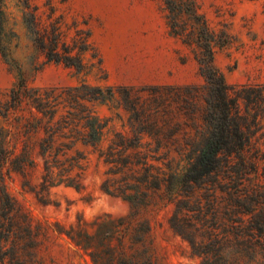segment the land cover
Listing matches in <instances>:
<instances>
[{
    "label": "trees",
    "instance_id": "1",
    "mask_svg": "<svg viewBox=\"0 0 264 264\" xmlns=\"http://www.w3.org/2000/svg\"><path fill=\"white\" fill-rule=\"evenodd\" d=\"M162 1L171 34L194 53L205 83L203 87L102 88L91 86L85 80L60 93L56 88L43 91L31 87L6 45V18L3 0H0V52L6 62L17 69L19 76L10 100L0 101V117L4 119V123H0V264H40L36 259L38 246L48 240L51 233L66 236L89 257L91 264H160L147 246L150 226L139 219L136 212L125 218H97L92 223L80 221L77 226L64 230L58 223H34L9 195L5 175L14 172L26 178L39 163L42 169L40 200L60 185L84 190L86 155L76 149L79 142L98 150L99 158L109 167L102 191L121 197L135 207L148 205L150 192L161 190L163 185L169 201L179 203L181 188L190 194L192 187L205 183L226 167L229 188L233 191L229 193L228 211L239 216L230 219L229 235L220 237L216 230H207L204 233L207 242L188 240L194 252L203 257L202 264H233L224 260V255L251 257L252 260L261 255V264H264V193L257 188L250 191L240 187L260 169L264 176V152L259 147L264 139V84L229 85L215 59L218 49L230 45L229 33L213 30L195 0ZM26 9L25 28L45 64L61 65L77 77L87 75L89 68L84 55L91 50L90 29H77L69 43L63 30V18L53 19L52 9L47 19H43L39 8L32 7L29 1ZM101 63L99 59L91 68ZM145 91L155 102L180 97L185 102L201 99L205 103L202 120L207 132L181 175L171 172L162 178V174L153 173L157 169L154 162L165 160L167 155L160 152V146L145 152L140 150L144 136L161 143L159 132L152 129L154 126L148 119L152 113L148 118L144 115L143 103L136 109V103L143 98L140 94ZM117 93L124 94L126 108L138 113L134 122L140 130L131 137L116 133L103 149L107 122L96 115L93 104L111 102ZM158 109H152L153 113H159ZM149 125L152 127H147ZM173 228L185 237L194 236L188 229L177 228V225ZM237 259L236 264H241L240 258Z\"/></svg>",
    "mask_w": 264,
    "mask_h": 264
},
{
    "label": "rangeland",
    "instance_id": "2",
    "mask_svg": "<svg viewBox=\"0 0 264 264\" xmlns=\"http://www.w3.org/2000/svg\"><path fill=\"white\" fill-rule=\"evenodd\" d=\"M28 1L32 7L39 8L38 13L43 19H47L51 9L53 19L63 18V30L69 43H72L77 29H90L91 50L84 55L89 68L87 75L77 77L61 65L45 64L23 22ZM195 1L210 27L216 32L227 31L231 37L230 45L218 49L215 57L227 83L232 86L264 84V0ZM3 10L6 45L31 87L43 91L56 88L60 93L83 80L96 87H134L136 90L150 86L199 88L205 84L192 49L171 34L162 0H3ZM93 55L98 57L93 58ZM99 59L101 65L91 68ZM18 79L17 69L8 64L0 52V101L6 103L10 100L11 90ZM140 95L143 96L141 102L134 101L136 109L143 103L144 115L148 118L152 113L148 119L154 127H147L158 131L161 138L158 144L144 136L140 150L145 152L160 146V152L167 154L165 160L154 162L157 168L154 174L160 173L162 178L171 172L183 174L195 156L198 142L207 132L202 120L205 103L201 99L185 102L180 97L155 102L148 91ZM125 101L124 94L117 93L111 102L93 104L96 115L107 122L101 144L103 149L116 133L131 137L140 130L134 122L138 113L126 108ZM155 107L159 108V113H153ZM0 123H4L1 117ZM259 147L264 152V139L259 142ZM76 149L86 155L84 190L60 185L40 200L42 169L36 156L39 164L26 178L14 172L5 175L9 195L34 223H58L64 230H69L80 221L92 223L97 218H125L136 212L137 217L150 226L147 246L160 264H202L203 257L194 252L188 238H194L197 243L207 242L204 240L207 239L204 237L207 230H216L220 237L229 235L230 219L239 216L228 211L229 193L233 191L229 188L226 167L205 183L192 187L190 194L181 188L179 203L169 201L163 185L161 190L150 192L148 205L135 207L121 197L102 191L109 167L99 158L98 150L81 142ZM240 187L250 191L257 188L264 193L262 170L252 173ZM244 218L249 219V216ZM176 225L188 229L189 233L193 231L194 236H183L173 228ZM237 258L241 264L263 262L261 255L254 260L251 257L223 256L233 264L239 260ZM36 259L40 264H91L89 257L74 247L66 236L55 233L38 246Z\"/></svg>",
    "mask_w": 264,
    "mask_h": 264
}]
</instances>
